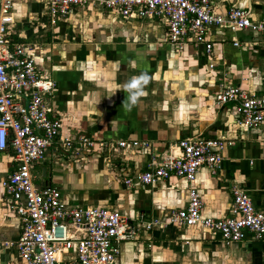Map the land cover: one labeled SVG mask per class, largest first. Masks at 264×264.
<instances>
[{
    "label": "crops",
    "instance_id": "0c3cea01",
    "mask_svg": "<svg viewBox=\"0 0 264 264\" xmlns=\"http://www.w3.org/2000/svg\"><path fill=\"white\" fill-rule=\"evenodd\" d=\"M232 6L249 8L255 19L263 16L264 0H218L220 13ZM11 15L15 38L32 44L42 72L57 83L55 104L65 122L115 144L84 160L60 158L36 167L63 189L68 202L115 208L137 225L135 238L121 244L119 264H264V241L226 243L199 225L161 224L171 210L188 205L186 179L173 176L154 186L125 183L153 159L179 156L182 139L203 135L226 142L219 174L206 167L197 176L205 215H231L234 184L247 189L264 210V124L241 127L235 107L219 106L214 98L222 77L264 93L261 34L216 29V72L203 46L190 45L179 54L163 42L161 23L122 20L91 6L52 25L40 2H17ZM132 81L138 91L129 107ZM14 167L12 148L1 151L0 182ZM1 192L0 184V264H20L14 243L21 220L6 209ZM152 221L160 223L149 226Z\"/></svg>",
    "mask_w": 264,
    "mask_h": 264
},
{
    "label": "built area",
    "instance_id": "2783aa9c",
    "mask_svg": "<svg viewBox=\"0 0 264 264\" xmlns=\"http://www.w3.org/2000/svg\"><path fill=\"white\" fill-rule=\"evenodd\" d=\"M17 2L43 3L52 25L91 6L116 13L122 20L161 23L166 27L163 42L179 54L190 45L203 46L209 67L216 72L214 31L250 30L264 38V9L263 16L255 19L246 7L232 6L220 13L218 0H1L0 152L12 148L15 167L0 184L4 206L21 220V233L14 243L16 258L20 264H119L121 244L135 238L137 225L118 209L68 202L63 189L35 172L37 164L60 158L84 160L115 144L76 131L58 112L57 83L42 72L32 44L15 38L11 13ZM216 85V104L234 106L241 127L264 124V93L229 84L225 77ZM225 145L203 135L187 137L178 143L179 156L155 158L125 183L154 186L173 176L184 178L189 185L188 205L171 210L161 224L199 225L226 243L264 241V210L240 185L232 186L231 215L214 218L204 213L197 176L206 167L219 174ZM150 223L155 226L160 221Z\"/></svg>",
    "mask_w": 264,
    "mask_h": 264
},
{
    "label": "clouds",
    "instance_id": "9594fccd",
    "mask_svg": "<svg viewBox=\"0 0 264 264\" xmlns=\"http://www.w3.org/2000/svg\"><path fill=\"white\" fill-rule=\"evenodd\" d=\"M141 79H143L144 82H146L147 77H142ZM127 89L129 91V101H130L129 107H130L131 106V103H134L135 102V98H136V95H137V91H138L137 82L136 81L130 82L127 85Z\"/></svg>",
    "mask_w": 264,
    "mask_h": 264
},
{
    "label": "rangeland",
    "instance_id": "374dc122",
    "mask_svg": "<svg viewBox=\"0 0 264 264\" xmlns=\"http://www.w3.org/2000/svg\"><path fill=\"white\" fill-rule=\"evenodd\" d=\"M38 165H39V164H38ZM37 167H38V166H37ZM37 167H36V169H35V172H36L37 174H40V173H39V169H40L42 166L39 165V167H38L39 169H38Z\"/></svg>",
    "mask_w": 264,
    "mask_h": 264
},
{
    "label": "water",
    "instance_id": "95a60500",
    "mask_svg": "<svg viewBox=\"0 0 264 264\" xmlns=\"http://www.w3.org/2000/svg\"><path fill=\"white\" fill-rule=\"evenodd\" d=\"M47 175V169H44V176Z\"/></svg>",
    "mask_w": 264,
    "mask_h": 264
}]
</instances>
